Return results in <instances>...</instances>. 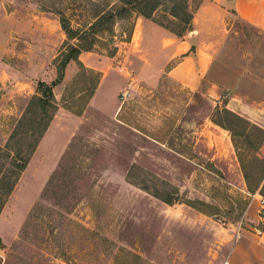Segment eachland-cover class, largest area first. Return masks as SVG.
<instances>
[{"label":"rangeland","instance_id":"1","mask_svg":"<svg viewBox=\"0 0 264 264\" xmlns=\"http://www.w3.org/2000/svg\"><path fill=\"white\" fill-rule=\"evenodd\" d=\"M200 1L188 0V12ZM115 4L0 0L1 264H240L244 252L230 257L239 236L264 228L259 198L252 202L264 178L255 187L260 169L249 162L264 161V145H253L264 135L247 130V142L224 111L264 130V31L232 15L222 52L188 90L168 67L142 78L136 12L92 27L96 7ZM69 47L80 53L52 88L53 118L36 143L38 83L57 79ZM21 152L26 165L5 198L1 180H13L8 164Z\"/></svg>","mask_w":264,"mask_h":264},{"label":"crops","instance_id":"2","mask_svg":"<svg viewBox=\"0 0 264 264\" xmlns=\"http://www.w3.org/2000/svg\"><path fill=\"white\" fill-rule=\"evenodd\" d=\"M257 1L263 5L259 9L251 4ZM232 15L264 31V0H246V3L239 0H203L193 15L191 30L182 37L175 36L149 19L137 17L134 35L138 33L140 36L137 53L140 54L142 78L153 79L168 67L165 68V75L171 80L188 90L198 89L210 65L226 45L229 34L227 20ZM260 103L261 100H255L252 104ZM262 108L264 111V106ZM257 197L260 196L256 194L252 202ZM256 233H250L252 237L239 236L230 257L235 258L241 250L246 255V261L242 260L240 264H264V232L256 230ZM1 260L0 253V264ZM227 262L231 264L229 260Z\"/></svg>","mask_w":264,"mask_h":264},{"label":"trees","instance_id":"3","mask_svg":"<svg viewBox=\"0 0 264 264\" xmlns=\"http://www.w3.org/2000/svg\"><path fill=\"white\" fill-rule=\"evenodd\" d=\"M202 0L197 4V8L194 12L189 13L188 12V0H118V4L111 5L110 10L99 9V6L96 7L94 13V19L95 23L92 25V27L98 28V30H104L103 26L109 25L111 22H113L114 19L121 18L124 16H128L131 12H136L138 15L152 20L155 24L158 26L164 28L165 30L169 31L170 33L174 34L177 37H182L186 32L191 30V21L193 18L194 13L198 9L199 5L201 4ZM165 4H169L166 7L164 11H162V14L159 18H155V13L162 7L165 6ZM168 10V11H166ZM180 21L183 25V28L178 30L175 28V21ZM61 28L67 35V37L74 38L75 32L71 29L67 21L62 18L61 19ZM80 53V49L77 47H69V50L67 53L63 54V58L61 59V62L59 64V67L57 68V79L53 81L50 85H47L43 82L38 83V94L39 96H36V98L33 99L35 103L36 110H38L37 115V122L34 120V124L40 127L38 131V135L36 137V143L37 141L42 137L43 133L47 130V127L53 118V115H51L50 109L53 110L55 108L54 105V97L52 93V88L61 82L63 79V72L66 67V65L72 61L76 60L78 55ZM95 88V83L91 88V93ZM226 115H230L233 118H235L237 121H240L242 123L243 128L240 132V135L244 136L245 139H248L247 142H249V135L247 134V130L249 131H255L256 133H260L264 135V130L258 126H255L249 121L243 119L239 115L228 111L227 109L224 111ZM50 114V115H49ZM215 124L220 126L221 128L227 130L231 136H235L234 127L230 124L225 125L224 123H219L216 121H213ZM257 138V137H256ZM231 142L234 146L235 151L237 150V145L234 143V140L231 139ZM255 144L258 145L257 148H260L262 145H264V141H254ZM35 143V140H34ZM31 152V151H30ZM22 153V152H21ZM29 156V153H26L25 156L22 154H17L15 157L11 158L10 163L8 166L13 169H15V173L13 176V180L9 182V177L7 175L3 176V179L1 180V188H6V191L4 192V197H8L10 193L12 192L16 181L18 173L25 167L27 157ZM237 160L239 162L240 168L243 172V177L247 185V190L252 193L253 190L250 188V180L251 176L248 175L245 172V164L244 159L240 157V155H237ZM259 161L261 166H256L252 164V162ZM251 163V166L253 170L259 171V173L255 176V187H257L262 179L264 178V161L261 158H257L254 156L252 158V161H249ZM261 196L264 197L263 194L259 193ZM5 200V199H4ZM4 200L0 203V210L4 206ZM264 231V228L263 230Z\"/></svg>","mask_w":264,"mask_h":264},{"label":"built area","instance_id":"4","mask_svg":"<svg viewBox=\"0 0 264 264\" xmlns=\"http://www.w3.org/2000/svg\"><path fill=\"white\" fill-rule=\"evenodd\" d=\"M259 204H260V211H259V217L264 219V197H259ZM229 264V263H226Z\"/></svg>","mask_w":264,"mask_h":264}]
</instances>
